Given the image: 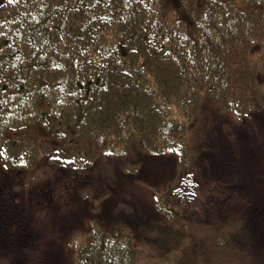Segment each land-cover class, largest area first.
I'll return each mask as SVG.
<instances>
[{"label": "trees", "instance_id": "16d2710c", "mask_svg": "<svg viewBox=\"0 0 264 264\" xmlns=\"http://www.w3.org/2000/svg\"><path fill=\"white\" fill-rule=\"evenodd\" d=\"M250 128L264 132V0H0L8 209L51 169L77 204L43 247L53 264H264ZM25 219L8 212L0 264L34 259L28 237L49 228Z\"/></svg>", "mask_w": 264, "mask_h": 264}, {"label": "rangeland", "instance_id": "374dc122", "mask_svg": "<svg viewBox=\"0 0 264 264\" xmlns=\"http://www.w3.org/2000/svg\"><path fill=\"white\" fill-rule=\"evenodd\" d=\"M244 130L242 132H245ZM234 134H235V131H233V130L230 131L227 128H224V135L226 136V138L228 140H230V143L232 145L237 147L238 146L237 140L235 139V141H234L232 138V137H234L233 136ZM263 143H264V132L263 131L254 130L252 128L246 130V138L244 141L246 148L250 149V151H252L253 149H255V151H256L258 148L260 149V147L262 146ZM259 160L261 161V163H260L261 167L264 169V150L261 152ZM255 168H257L255 170V172L260 175L261 173L258 171L259 167L256 166ZM44 179H41V181L36 186H34L32 188L31 193H34V191L36 189H42L41 184L44 182ZM56 190H58V189H56ZM60 190H62V187H60ZM60 190H58V191H60ZM69 190H71V189H69ZM7 191H8V194L10 195L11 190H7ZM260 194H259V197L262 198V195H260ZM33 197L37 198V200H39V201L42 200V195H40V194H39V196L33 195ZM70 197L73 198L71 193H70ZM129 199L133 202V204L138 209L144 210V209L148 208V206L151 203V193L148 191L147 188H145L141 185H137L132 190L129 191ZM262 202L263 201H259V204H261ZM76 206H77L76 202H74L73 200H70L69 209L65 208L66 210L59 213L56 217H60V221H62L64 218L65 219V225H68V222H69L70 226H71V222L73 223L77 219L75 216L77 213V207ZM22 211L26 216V219L24 220L25 222H23V223L21 222L22 228L23 227L26 228L27 223H29V222L32 223V220L36 221L38 218V220H41L42 226L47 227L49 229L47 230L46 234H44L43 240L40 242V244L39 243L37 244V240H34L35 237H32V238H30V236L28 237V239L31 243L33 241V244L37 250V251H34L35 252L34 259H31V256H27L24 254L22 255V253L25 251L20 252L19 258H16L14 256V253L16 255H18V253H19L18 251H8L9 255L13 256L14 258L9 257L7 264H53L52 258H53V256H55L54 251H44L43 247H44V245L49 244L50 238L48 236H51L50 235L51 231L55 232V236H56V234H58L62 230V226H61L62 223L61 222H59V223L53 222L50 219V217L46 215V211H43L41 208L40 209L35 208V209L29 210L28 206L26 205L23 207ZM52 223L55 224V226H54L55 229L52 227V225H51ZM78 225L80 226V224H78ZM22 228L20 226V230H22ZM18 232H20V231H18ZM18 236L23 240V232ZM44 238H46V239H44ZM22 240H20V241H22ZM39 245H40V247H39ZM29 252L31 253L33 251H28V253Z\"/></svg>", "mask_w": 264, "mask_h": 264}, {"label": "flooded vegetation", "instance_id": "af4514ba", "mask_svg": "<svg viewBox=\"0 0 264 264\" xmlns=\"http://www.w3.org/2000/svg\"><path fill=\"white\" fill-rule=\"evenodd\" d=\"M2 159L3 156L0 155V232L6 230L8 212L10 211L13 214H18V212H23V207L26 205L28 206L29 210L41 208L43 211H46V215L49 216L53 222H61L62 230H65V219L63 218V220L60 221V217H56L59 213L65 211V208L69 209L70 185L65 172L59 169H51L49 172L50 178L47 177L41 184L42 189H36L34 193L30 192L29 199L25 203H22L20 207H16L14 204L13 207L8 209L7 197L9 194L7 190H11L14 180H11L12 182L9 183L8 179L10 178V175L7 173L6 167L4 165L5 163L2 161ZM60 187H62V190H60ZM39 194L42 195L41 201L33 197V195L39 196ZM32 224L34 223L29 222L28 225ZM51 225L55 229V224L52 223ZM29 228L32 227H28V229Z\"/></svg>", "mask_w": 264, "mask_h": 264}]
</instances>
